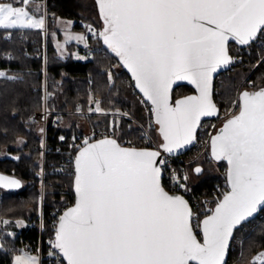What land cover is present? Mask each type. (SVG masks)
Returning <instances> with one entry per match:
<instances>
[{"label":"snow or ice","instance_id":"6c2138e0","mask_svg":"<svg viewBox=\"0 0 264 264\" xmlns=\"http://www.w3.org/2000/svg\"><path fill=\"white\" fill-rule=\"evenodd\" d=\"M17 2L22 6L0 2V28H43V18L27 8L30 0ZM97 4L104 25L98 36L154 106L164 141L160 147L166 152L191 143L201 117L217 114L212 74L233 62L229 40L249 45L264 36V0ZM176 80H187L197 94L171 104ZM95 111H102L98 101ZM84 143L75 160L76 202L60 217L53 243L66 264H225L234 230L258 207L264 210V89L242 92L238 115L211 138L213 157L229 166L230 190L198 223L188 202L165 190L166 162L158 159L159 151L124 148L111 138ZM0 183L19 187L18 181L3 176ZM256 259L264 264V253ZM15 264L37 261L17 256Z\"/></svg>","mask_w":264,"mask_h":264},{"label":"trees","instance_id":"16d2710c","mask_svg":"<svg viewBox=\"0 0 264 264\" xmlns=\"http://www.w3.org/2000/svg\"><path fill=\"white\" fill-rule=\"evenodd\" d=\"M46 2L51 10L48 17V27L51 29L55 27L56 18H63L74 21L73 29L77 32L85 33L84 22L93 23L103 30L104 25L97 4H90L86 0ZM9 33V30L0 29V63L10 73L21 78L12 81L0 77V153L6 151L7 154L0 157V171L18 177L22 180L23 187L18 191L0 188V231L3 235L5 228L19 219L36 224L17 232L15 237L8 238L7 241L10 243L8 246L3 243L0 245V264H12L14 253L18 252L24 243L39 241L42 197L39 177L42 169V138L39 125L30 123V120L35 112L44 107V61L36 56L39 52L36 46L42 45L44 34L40 30H27L24 40L20 30H15L12 32V39L8 40ZM101 44L105 48L104 53H93L87 62H81L74 58L77 44L71 43L68 46L70 55L64 59L60 57L52 37L48 34L47 90L52 94L49 100L51 108L71 111L79 104L83 110L89 111L92 98L100 96L102 110L113 111L125 107L134 114L137 105L134 96L131 95L133 86L125 81L129 76L103 41ZM230 50L235 58L240 57V61L230 72L222 74L216 80L215 97L219 109L233 105L237 89L247 78L253 81L251 90L264 89V48L254 46L249 52H237L236 45L231 44ZM6 54L11 57L5 56ZM112 62L118 66L113 69L111 76H108L105 70L111 67ZM244 88L247 89L248 86ZM192 93L194 90L191 87L181 86L174 92V100ZM91 122L95 125L105 123L107 117L93 115ZM85 127L86 121L83 118L70 114L62 116L60 127L48 126L47 169L58 167L65 157L66 149L61 146V137L69 141L75 134L83 132ZM121 132L124 135L136 134L135 130L128 129V122L125 120L121 123ZM153 135L161 144L163 143L157 127L154 128ZM19 137L25 141L20 149L15 146ZM222 163L226 164L224 161ZM215 176L211 170L199 175L198 180L190 181L195 195L203 205L210 204L215 207L225 193L216 199L212 198ZM74 177L56 171L46 174L44 192L46 234L53 228L49 220L50 212L74 204ZM5 221H8L6 226ZM257 222H260V226L246 240V249L250 251L252 257L264 250L263 211L255 220L244 224L236 231L228 264L239 254V249L233 250L235 241L245 235L244 228Z\"/></svg>","mask_w":264,"mask_h":264},{"label":"built area","instance_id":"2783aa9c","mask_svg":"<svg viewBox=\"0 0 264 264\" xmlns=\"http://www.w3.org/2000/svg\"><path fill=\"white\" fill-rule=\"evenodd\" d=\"M46 2V1H45ZM46 8V7H45ZM44 34V41L42 45H37L36 48L39 49V52L36 56L41 57L44 61V107L35 112L31 123H36L44 128L43 139H42V169L39 174L42 198H41V209L39 216V241L36 243L26 242L21 247V250L28 251L37 254L39 259V264H66L60 255L56 252V249L53 248V243L55 241L56 230L58 228L59 219L65 210L68 207H59L50 212L49 220L53 226L51 232L48 234L45 233V213H44V192H45V180L46 174L51 172H60L69 176H75V159L79 150L85 145V140L88 142L111 137L117 138L123 146L135 147V148H150L162 151L160 145L161 143L154 137L153 130L156 127L153 120V108L137 91L133 88L132 94L137 100L138 106L143 112V117L140 118L134 114H131L128 109L121 108L117 111L112 112H93L92 110L85 111L78 104L75 110L71 111H60L53 109L49 106V100L52 98V94L47 90V59H48V17L46 19V26L41 30ZM102 31L93 23H87L85 25V34L87 38V44L85 46V51L87 54L91 55L93 53H104L105 48L101 44L102 38L98 36V33ZM13 31H10L7 38L8 40L12 39ZM22 39H26L25 30H21ZM254 46L264 48V36H260L255 40L251 45L246 48H240L236 46L237 52H249ZM11 57V55H5ZM240 61V57H234V66ZM117 64L112 62L111 67L105 70V73L108 76H111L113 69L117 68ZM233 66V68H234ZM0 72L5 73L4 76L9 78L12 81H16L21 77L17 74H12L8 69L3 68L0 63ZM248 79V78H247ZM126 82L131 83L130 78L125 79ZM245 83V82H244ZM243 83V85H244ZM249 88L253 87V82L248 83ZM243 86L238 92V97L236 101L230 107H223L219 110L217 116L211 120L203 121L201 127L197 133L196 144L189 150L187 153L182 155H169L164 154L163 160L166 162L164 165L163 171V184L172 193H178L185 196L192 205L193 214H194V223L202 221L206 216L211 215L212 207L210 204L203 205L199 198L195 195L193 188L189 182L188 177V168L200 159L203 158L208 161L214 162L212 157L210 146L211 138L217 132L218 128L222 124L236 115L239 112V102L240 94L243 91ZM64 114L75 115L83 118L86 121V127L83 132L77 133L69 141H62L63 147H65V157L59 163L58 167L47 169L46 167V154L49 151L47 147V129L48 126L60 127L62 125V116ZM100 115L108 117L107 123H100L95 125L91 122V116ZM125 120L128 122V129L135 130L136 134L133 135H124L121 132V123ZM60 146V148H61ZM216 162V161H215ZM219 175L215 177V182L213 185L212 198H218L222 193L226 192L229 188L227 180V165L221 162H217ZM173 174H175L176 180L173 179ZM184 176H187L188 179L185 181ZM184 184L185 187L181 188L179 185ZM262 214V213H261ZM36 223L30 224L27 228L34 226ZM195 231L199 234L200 229L196 228ZM201 238V235H200ZM50 253H55L52 255Z\"/></svg>","mask_w":264,"mask_h":264},{"label":"rangeland","instance_id":"374dc122","mask_svg":"<svg viewBox=\"0 0 264 264\" xmlns=\"http://www.w3.org/2000/svg\"><path fill=\"white\" fill-rule=\"evenodd\" d=\"M45 1L46 0H43V1L42 0H30L29 5H27L28 10L32 13V15L34 17L43 18V21H44L43 28L46 26L47 17H49L51 15V10H49V8L47 7V2H45ZM86 1L89 2L90 4L96 5L95 0H86ZM0 2L13 3L14 6H22L21 4H19L17 2V0H0ZM57 19L58 18L55 19V27L53 29H51V27L50 28L48 27L49 28L48 34L52 37V40L58 49L60 57L64 58V59L67 58L70 55V51L68 49V46L71 43H75V44H77V46L79 45L78 48L76 49V50H79L77 53V60H87L88 61V59L90 58V55L86 53L85 56H81L82 53H80L81 51H84L83 48H85V46H86V39H87L86 34L83 32H77L73 29L74 23H75L74 21L59 18L58 22H57ZM86 23L87 22L83 23V27H85ZM17 28L24 29V30L25 29H41L42 30V28H29V27H23V28L17 27ZM81 35L85 37V40L81 41V40L77 39V37H79ZM249 82H250L249 79H245L241 83V85L239 86V88L236 91V96H235L234 102L236 101V99L239 95L238 92L242 86L243 87L248 86L247 89H251V88H249V85H248ZM243 83H244V85H243ZM244 89L245 88H243V90ZM131 95H133L132 92H131ZM134 99H135L136 105H137L134 109V115L142 118L143 112H142L141 108L138 106V103H137V100L135 97H134ZM97 101L99 102V106H100V102H101L100 96H96V97L92 98L90 110H92L93 112H105V113L112 112V111H104V110L95 111ZM123 108H125V107H123ZM119 109H121V108H119ZM119 109H117V110H119ZM117 110H113V111H117ZM107 122H108V117H107ZM107 122H105V123H107ZM43 132H44L43 126L39 125V133H40L42 139H43ZM160 139L162 140L161 136H160ZM24 143H25L24 139L22 137H19L15 146H16V148L20 149L24 146ZM42 147H43V144H42ZM6 155H7L6 151H2L0 153V157H4ZM198 165H201L204 168L203 173L204 172H210L212 170V174L214 173V175H216V176L220 174V172L218 170L217 162H215V161L212 162V161H208V160H205L203 158H200L196 162V164H194L188 168L189 182L190 181H196L200 178L194 171L195 167ZM190 184H191V182H190ZM4 224L6 226V224H8V221H5ZM30 224L31 223H29L28 221H25L23 219H19V220H16L13 224L8 225L7 226L8 228H5L6 231L3 233V235L1 234V231H0V245L3 243V244H6L8 246L10 243L7 241V239L15 237L17 235V232H20L22 229L27 228ZM259 226H260V222H257L253 225H250V226L244 228L243 231H244L245 235L240 236L235 241V243L233 245V250L236 251L237 249H239V254L235 256V258L230 262V264H252L251 259L254 256L252 257V254L250 253V251L248 249H246V242H247L246 240L249 238V236L251 234L256 232V230ZM10 228H13V229H10ZM4 234H5L6 238H4ZM17 256L34 257L37 261V264H39V259H38L37 254L32 253V252H28V251H23V250H21V248H20V250H18V252L14 253L12 264H15V258Z\"/></svg>","mask_w":264,"mask_h":264},{"label":"water","instance_id":"95a60500","mask_svg":"<svg viewBox=\"0 0 264 264\" xmlns=\"http://www.w3.org/2000/svg\"><path fill=\"white\" fill-rule=\"evenodd\" d=\"M96 1V4H97V0H95ZM97 6H98V4H97ZM103 41V40H102ZM254 42V41H253ZM253 42H250V44L249 45H251ZM231 44H235V45H237L238 47H240V48H246V47H248L249 45H242V44H239L238 42H236V41H234V40H229V42H228V52H229V55L233 58V55H232V53H231V50H230V45ZM105 45V44H104ZM105 47L118 59V61H119V63H120V65H121V67H122V69L127 73V75L129 76V78H130V80H131V83H132V86H133V88L134 89H136V91L145 99V100H147V102L152 106V108L154 109V106L152 105V103H151V101H149L145 96H144V94L139 90V88H137L136 86H135V80L133 79V77H132V74H131V72L126 68V67H124L123 66V64H122V62L120 61V59H119V57H117L116 55H115V53L114 52H112L111 51V49H109L108 48V46L107 45H105ZM233 66H234V58H233V62L232 63H230L229 65H227V66H221V67H219L213 74H212V84H211V97H212V101L215 103V105H216V107H217V110H218V112H217V114L219 113V107H218V105H217V102H216V97H215V92H216V86H215V83H216V80H217V78L219 77V76H221L222 74H225V73H228V72H230L232 69H233ZM181 86H189V87H191L193 90H194V93H192V94H189V95H186V96H183V97H181V98H178V99H176V100H174V92L179 88V87H181ZM244 91H248V92H254V91H259V90H251V89H244L242 92H244ZM241 92V93H242ZM197 94V92H196V89H195V86L194 85H192L190 82H188L187 80H176V81H174L173 82V84H172V87H171V91H170V103L171 104H175V101H177V100H180V99H183V98H185V97H187V96H191V95H196ZM241 95V94H240ZM239 113V112H238ZM217 114H215V115H213V116H206V117H201V121H200V125L197 127V129H196V132H195V139H193L192 141H191V143H189V144H187V145H185L184 147H182V148H179V149H174L172 152H166L164 149H162V151H159V150H156V149H150V148H147V149H149V150H155V151H159L160 153H161V155H160V157L158 158V159H163V155L164 154H169V155H182V154H185V153H187L189 150H191L194 146H195V144H196V137H197V133H198V131H199V129H200V127H201V124H202V122L203 121H206V120H211V119H213V118H215L216 116H217ZM236 115H238V114H236ZM235 116V115H234ZM233 117V116H232ZM231 117V118H232ZM230 119V118H229ZM153 120H154V123H155V125H156V127L158 128V131H159V133H160V130H159V125L156 123V117H155V113H154V110H153ZM227 121V120H226ZM226 121L222 124V126H220L219 128H218V130H217V132L214 134V136L220 131V129L221 128H223V126H224V124L226 123ZM160 136H161V138H162V142L164 143V141H163V137H162V135H161V133H160ZM106 138H111V137H106ZM103 139H105V138H101V139H97V140H94V141H91V142H88V143H95V142H97V141H100V140H103ZM111 139H115L122 147H124V148H135V147H127V146H123L120 142H119V140L117 139V138H111ZM83 147H86V145H84ZM82 147V148H83ZM136 149H145V148H136ZM211 154H212V149H211ZM78 155V154H77ZM77 157V156H76ZM212 157H213V155H212ZM213 159L215 160V161H217V162H222V161H224V160H216L214 157H213ZM76 160V159H75ZM225 163H226V165H227V172H228V164H227V161H224ZM197 167H199V168H201L202 169V171L199 173V174H197L196 172V174L199 176V175H201V174H203V171H204V168L201 166V165H198V166H196L195 167V169L197 168ZM194 169V170H195ZM75 175H76V170H75ZM0 176H3V177H7V178H9V179H14V180H16V181H18L19 182V187H8V186H5L3 183H0V188H4V189H6V190H8V191H18V190H20L22 187H23V182H22V180H20L18 177H16V176H13V175H9V174H5V173H3V172H1L0 171ZM74 181H75V177H74ZM162 184H163V175H162ZM163 186H164V184H163ZM229 186V185H228ZM164 188H165V190L166 191H168L170 194H175V195H180V196H182L187 202H188V204H189V206H190V208H191V210H192V212H193V208H192V205H191V203L189 202V200L185 197V196H183V195H181V194H178V193H172V192H170L169 190H167V188L164 186ZM230 190V189H229ZM228 190V191H229ZM73 192H74V197H75V201H74V204L73 205H71V206H69L65 211H67L69 208H72L74 205H75V202H76V198H77V195H76V192H75V188H74V183H73ZM222 199H223V197H222ZM221 199V200H222ZM216 207V206H215ZM214 207V208H215ZM264 210H261L259 207H258V209H257V212L256 213H254L250 218H248L244 223H243V225L244 224H246V223H249V222H251V221H253V220H255L262 212H263ZM64 214V213H63ZM62 214V215H63ZM242 225V226H243ZM58 226H59V223H58ZM241 226V227H242ZM241 227H238L237 229H235L234 230V232H233V236L232 237H230V239H229V247H228V249L226 250V253H225V257H224V261H225V264H228V262H229V258H230V252H231V247H232V243H233V240H234V237H235V233H236V231L238 230V229H240ZM200 238V237H199ZM201 240H202V235H201V238H200ZM56 252L58 253V255H60V257H62V254L61 253H59V250L58 249H56ZM260 253H264V250L263 251H261V252H259L256 256H254L253 258H252V260H251V262L253 263V264H255V263H257V264H262V260H258V259H256L258 256H259V254ZM66 262V261H65Z\"/></svg>","mask_w":264,"mask_h":264},{"label":"crops","instance_id":"0c3cea01","mask_svg":"<svg viewBox=\"0 0 264 264\" xmlns=\"http://www.w3.org/2000/svg\"><path fill=\"white\" fill-rule=\"evenodd\" d=\"M58 19H59V18H58ZM58 19H57V22H58ZM62 19H63V18H62ZM0 29H4V28H0ZM6 30H24V29L12 28V29H6ZM25 30H41V29H25ZM86 44H87V39H86ZM78 46H79V45H78ZM83 50H84V49H83ZM78 51H79V50H76V51L74 52V57H75L76 60H77V53H78ZM80 53H82L81 56H85V55H86L85 50H84V51H81ZM78 61L86 62L87 60H78Z\"/></svg>","mask_w":264,"mask_h":264},{"label":"flooded vegetation","instance_id":"af4514ba","mask_svg":"<svg viewBox=\"0 0 264 264\" xmlns=\"http://www.w3.org/2000/svg\"><path fill=\"white\" fill-rule=\"evenodd\" d=\"M211 149V148H210Z\"/></svg>","mask_w":264,"mask_h":264}]
</instances>
